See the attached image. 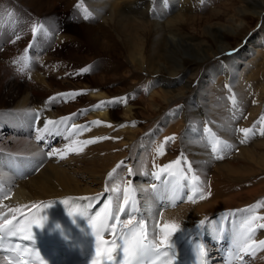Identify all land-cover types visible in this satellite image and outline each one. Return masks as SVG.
Wrapping results in <instances>:
<instances>
[{
	"label": "bare ground",
	"instance_id": "bare-ground-1",
	"mask_svg": "<svg viewBox=\"0 0 264 264\" xmlns=\"http://www.w3.org/2000/svg\"><path fill=\"white\" fill-rule=\"evenodd\" d=\"M53 1L55 0H43L42 6L46 5L47 3L51 4ZM220 1H224V0H81V2H83V6L85 7V9H81V7H78L77 12L74 13L75 16L79 17L77 19L78 24H76V27L77 29L80 28V31L76 34L74 33L71 35L69 34V37L67 36L68 34L63 35L61 34V32L60 33L52 32L54 36L53 39L57 41L58 45L59 43L63 44V42H66L68 40L72 44L71 47L69 46L68 48L69 58L70 55L72 58V59L70 58L69 60H73V59L79 61L83 60L85 63L87 62L88 59L89 60L96 59V57L99 56L97 54L100 53L104 54L105 52H109V51L111 52L113 48L117 46H121L125 51L122 58L124 59V57H126V59L129 60L128 57H130L132 60L134 59V63L136 64V66L142 68L144 66V62H147L148 65L152 67L154 65V62H156V59H159L158 56H160L163 53V55L169 56L167 60H170V62L175 61L172 67L173 71L168 72L169 74L165 78L166 79L165 85L158 84L160 80H155L154 78H151L150 80L151 84H149V86L152 85V87L148 86L149 91L151 90L150 91L151 94L149 93L150 94L149 97H151L154 100L156 95H160L161 97H163L164 101L172 102L174 98L178 95L182 100L180 106L177 107L179 110L176 111L174 109L176 113L173 114H171L173 112V111L171 112V110L170 111L164 110L160 113V117L161 119H164L163 123H165L166 125L165 132L157 133V135H153L152 137H149L148 140L147 139L144 140L143 144H141L142 148L138 146L139 149L141 148V152L138 156L135 157L132 164H129L130 162L129 163L125 162L126 158L122 156V153L117 154L111 151L114 148V146L113 147L111 146L110 143L111 140L109 139H108L109 143L100 145L101 146L100 150L98 149L95 150L96 149L95 148L94 149L95 151H93L94 153L92 155L87 154V152H86L87 156L84 152L81 153L72 152L65 159L59 161L58 156H56L55 159L46 160L43 150L41 149L40 146L37 149L36 146L37 143L33 139L32 141L26 139L24 140V138L22 137L16 138V136L14 135L9 140L10 142H14V145L8 144L6 148L3 149L10 150L8 149L10 147L16 149L18 148L16 151H13L15 153H11V154H15L18 157L21 156L23 159L40 160L42 162H46V165L39 173L32 175L29 174L30 176L28 179L16 178L11 172L4 170L0 166V178L3 181H5L7 184L12 186L13 189L15 190V194L13 198L10 200V202H12L15 205H21L26 202L35 203L41 199H47L50 197L62 196L67 194H87V195L100 194L102 190L105 189V187L102 186L104 185L105 182H106V187L108 189L112 190L117 185H120L122 189L123 187L122 181L126 182L128 180H131V178H133L132 181L133 186L135 184H138L139 187V190H137L138 193H140L141 197L144 196L149 191L148 186L152 182L150 181L151 177L150 176L146 177L144 175V172L147 171L150 173L152 171H156L153 170L152 167L155 164L163 163V161L167 158V154H166L167 151H165V154L163 156H159L156 154L155 149L159 144L164 142V138L166 137V134L170 130V127H173L175 124H177V122L174 123V120L176 118L178 119L177 120L178 122L182 121L181 123L183 128L184 127L186 128L187 139L184 140L185 141L184 146L189 149V144H190L191 149L193 148V150L197 152V148H198L197 146L204 145L206 142L203 139L202 140L196 139L194 141L189 142V136H188L189 125L191 124L202 125L208 122V119L206 118L207 115L205 114V110L207 109L206 108L207 105H209L207 103V100L211 98V96L210 94L207 95V90L209 89L211 90V88L215 87L216 85L221 87L223 90L225 89L229 90L230 92L222 97L225 100L226 98L228 99L232 98L233 96L232 97L230 96L231 92H234L236 89L239 91L238 94L240 93L241 96L247 93V91H245L247 89L245 82L246 78L250 76L252 77V75L255 76L258 73V75L262 76L260 80L262 79L264 80L263 77L264 1L261 0H243L244 7L242 6V9H240L241 13L244 15L247 14L249 11L258 14L260 18V20L258 19L259 20L258 26L255 29H252L251 31L245 32L244 29L246 24L245 20L242 19L241 20L242 23L240 25L238 24V22L236 23V21L232 20L231 22L232 24L230 25L231 32L235 34L238 33V35H242L240 42H238L236 46L231 48H226V46L224 45L219 46L218 50L220 52L217 53L216 52L217 50L216 51L214 50L212 52L214 57L212 58L206 59V56H203L204 58L203 62L205 63V65L203 66L202 70H200L202 71V75L200 79H198L199 73L194 76H190L188 74L189 71L193 70L192 64H194V61L192 62L189 61L188 55L187 56L182 55L183 51L184 53L186 51L189 52L190 55L191 53L196 54L198 51L197 47L200 46L202 50H204V45L202 44L200 45L199 42L200 40L197 41L198 39L195 37V35L191 34L188 36L185 33V29L190 25L189 21H191L193 24L201 25L203 22L206 21L209 22L210 20L218 16L220 11L217 10L215 6L217 3H220ZM228 1L232 2L234 0H228ZM205 6L210 7V9L206 8ZM231 7H233L232 3H231ZM2 8H4V6H2ZM259 8L260 11L257 12L256 9L258 10ZM40 10L41 9L39 8V10L37 9V11H33L32 14H38ZM203 11L205 12L207 11V12L205 13ZM201 13L202 15H200ZM159 16L160 18H158ZM161 25L163 26L164 30L170 32L172 35L161 33L160 31L162 27L161 28L159 27ZM212 28L213 29H211V27L208 26L206 29L209 35L211 36L212 41L214 42V37L221 39L219 38L221 35V29L218 28L217 26L216 27L214 26ZM5 29L7 30L8 28L6 27ZM237 29L239 30L237 31ZM146 33H150L151 35L149 38L150 40L147 39V41L146 40L139 41V38L145 35ZM118 38H120L121 40L119 41ZM21 44H22L20 46L21 51L18 60L17 57L9 58V56H7L8 54L9 55L12 54L16 43L14 44L10 43L11 47L7 48L4 51L6 57L9 58L8 59L9 62L5 66L7 67L6 69L15 66V61L16 63L18 61L23 62V60H21V57H23L25 53L27 54L29 50V46L32 43L28 41V43L26 42V45H24L23 43ZM60 47L62 48L63 46ZM146 48H149L148 54L145 52ZM37 51L38 52L36 55L38 56L40 61L43 62V60L45 59L47 60V58H49V56L44 53V50L43 51L37 50ZM82 51L86 53L84 57L80 56V52ZM176 52H180V56ZM203 52H205V50ZM121 54H122V50L120 49L119 56ZM103 57L106 59L108 58L107 59L108 63L111 62V68L114 69L115 67L116 68L122 67L123 62L112 63L113 61L111 59H114L112 58L113 55L109 57L103 55ZM97 59L99 60V58ZM89 60L88 62H90ZM183 60L188 62H183ZM0 61L2 62L3 60L1 59ZM20 63L21 62L17 63L18 64L17 67H19L20 69L22 67L24 69H28L27 67L26 68L24 67L25 62L22 64L23 66ZM107 69H110V65L107 66ZM29 70L32 73V77L37 82H40V84L42 85L47 84L46 74L42 69L39 68L36 71L35 69L32 68V65H30ZM149 70L152 71V68H149ZM25 73L26 72L24 70L20 71L21 75ZM53 73L54 72L52 71V74ZM0 76H2V74H0ZM205 81H208V86H206V88L204 89L202 88L200 89L199 85H201V83ZM2 82L0 81V84H2ZM153 86L154 87L159 86V87L154 88ZM14 88H16V90L18 91L13 92V90H9L5 87V89H1V93H0V95L5 93L7 94V96L13 98L12 100H9L12 105V109L10 110L11 113L13 111L16 112L21 111L24 115L22 113H18L20 114L19 116H21L23 120H25V122L26 121L32 122L30 121V119H32L31 118L32 115L34 118L35 110L41 109L42 114L40 115L39 118L41 119V128H43L47 120L56 118L55 116L57 114H55L52 111V104L51 103L49 104L50 101L46 102V99L44 98H41L42 99L41 101L39 99L35 101L33 97H30L29 88H23L21 85H16ZM88 90H89L88 97L90 98V101L88 104L84 105V107H80V109L83 108L81 112H83L82 114L83 117L85 118L82 119L73 115L75 117V121H73V123H71L70 126L67 127V131L69 129L71 131L73 130L71 135L75 137V139L76 138L79 139L82 137L85 140H89V139L101 140L103 138L101 136L107 134L110 131V129L113 127V124L111 123L112 119L115 116L119 117V115H115L114 112L116 106L122 107V111H123L122 117L127 119H133L136 114L135 109L139 108V106L130 105L129 103H127V101H125L126 99H124L122 95L102 92L101 89L100 90L88 89ZM217 90L218 89H216L215 91ZM198 92L201 94L199 95L200 97L197 94ZM248 94H252V92H249ZM159 106L160 104H158V102L156 101L154 107L157 108ZM28 111H29L28 114L25 113ZM239 111H242L240 105H234L230 107L227 114H223V116L227 118H221V120L224 121L227 120V122L229 121V123L233 122L234 120H238L239 118H241L240 117L241 113ZM5 117L6 116H1L0 114V137L5 136L6 132H8V129L5 127V125L10 127V124L5 121ZM96 121H100V123L97 124ZM235 123L236 122H234V125ZM109 124L111 125V127H108ZM67 131L64 129V132L66 133L65 134L66 137L68 134ZM121 132L125 135L123 139V143L125 145L132 143L134 144L135 142L134 135H132V133L128 134L130 132L129 125L126 127L124 125L121 128ZM116 139L118 138H115V140ZM261 142L264 145L263 140ZM80 146L83 145L81 144ZM64 147H65V142L62 143L60 142L56 145L55 148H59L63 150ZM238 147L239 146L237 145V148ZM243 148L241 149L243 150ZM199 149L203 150L202 146ZM3 151L5 152V150ZM230 153H232V151ZM11 154L10 153L4 154L0 150V160L1 158L7 157L8 155ZM242 155H244L243 157H245V159L248 160V163H246L245 165H239L241 161L239 158H237L235 160V163H231L229 165V170H234L233 173L238 172L241 169L249 171V169H252L250 163L253 166L256 165V159L254 158L252 152H250L248 149H244L242 151ZM122 161L125 163L120 168H117V165L120 164ZM260 161L261 162L264 161L263 156L260 157ZM87 164H89V167H87ZM90 165H92L91 169H90ZM80 166H84V167L80 168ZM125 166L131 167L133 169V173L137 175L136 177H138V179H135L133 175H129L127 173V168ZM114 168H117V171L110 180L108 174ZM82 171L85 172L84 175L80 174ZM246 193L250 195H254V192L252 190L247 191ZM115 196H117V193H115ZM212 198L214 199V197ZM246 198L247 196L244 195L243 197L240 198H237L236 195H227L226 197H224L221 200V202H224L226 204L230 202H237L240 205L237 208L235 206L237 211H235L234 213L231 211L232 214L227 218V220H221L219 224L215 223V221L214 222L205 221V215L203 212L205 211L206 208L214 205L212 203H209L210 196H208V198L204 200L199 199L195 201V203L191 202L189 204H183V205L180 204L177 207L166 210L162 214V217L159 218L160 223L163 224L165 222H170V221L176 222L179 223L182 226V228L188 230L192 234L201 232L202 234H206L208 236L215 233L224 234L228 231L232 238L234 232L229 230L227 226H229L230 228H237L238 226H240L241 221L247 215H249V213L245 211L246 209H250L248 207L249 205H246V203H249V201L246 200ZM116 201L117 204L120 203L119 200L116 199ZM144 209L148 216H155L159 212L156 203H154L153 201L147 202ZM200 221H204L203 226H199ZM261 234H264V229H262L260 233L259 231H257L255 238L259 239V235L261 236ZM185 239L186 238L184 233L177 234L175 238L176 244L182 243ZM209 252H210V258H209L210 264H219L218 256L213 252L212 248H210ZM3 264H6L5 261H3Z\"/></svg>",
	"mask_w": 264,
	"mask_h": 264
},
{
	"label": "rangeland",
	"instance_id": "rangeland-1",
	"mask_svg": "<svg viewBox=\"0 0 264 264\" xmlns=\"http://www.w3.org/2000/svg\"><path fill=\"white\" fill-rule=\"evenodd\" d=\"M42 2L43 0H0V60L2 59L3 60L2 62H4L2 63L0 61V74H2V76H0V81L1 82L3 81L2 84H0V93H1V89H5V87L9 90H13V92L18 91L16 90V88H14L16 85H21L23 88H29L30 97H33L35 101L38 99L41 101L42 100L41 98H44L46 99V102L50 101L49 104L50 103L52 104V111L57 115L55 116L56 117L55 119H50V120L59 121L62 119L65 122L69 115L70 116L75 115L76 117L82 119L85 118L83 117L82 114L83 112H81L83 108L80 109V107H84V105L88 104L90 101V98L88 97V93H89L88 89H95V90L101 89L102 92L122 95V97L126 99L125 101H127V103H129L130 105L139 106V108L135 109L136 114L133 119H127L122 117L123 115L122 107L116 106L114 112L115 115H119V117L115 116L112 119L111 123L113 124V127L110 129V131L107 134H104V136L101 137H108V139L111 140L110 141L111 146L112 147L114 146V148L111 151L117 154L122 153V156L126 158L125 162L126 163L130 162L129 164H132L135 157L140 154L142 148L141 144H143L144 140L146 139L148 140L149 137H152L153 135H157V133L165 132L166 125L165 123H163L164 119H161L160 113L164 110H169V111L171 110V112L173 111L171 114H173L176 113L175 110L176 111L179 110L177 107L180 106L182 100L178 95L174 98L172 102L164 101L163 97H161L160 95L155 96L154 99L155 101L151 97H149L151 94L150 93L151 90L149 91V87H152V85L149 86V84H151L150 83L151 78H154L155 80H160L158 84L165 85L166 84L165 78L168 76L169 74L168 72L173 71L172 67L175 61L170 62V60H167L169 56L163 55L162 53L160 56H158L159 59H156V62H154V65L152 67H150L147 62H144V66L142 67L143 68L142 69L136 66V64L134 63V59L132 60L128 56L127 57L129 60H127L126 57H124V59L122 58L125 51L121 46H117L113 48L111 52L109 51V52H105L104 54L102 53L97 54L99 56L96 57V59H92V60L88 59L90 62H88V60L85 63L83 60L82 61L75 59L69 60L71 58V55L69 58L68 48L69 46L71 47L72 44L68 40L66 42H63V44L59 43L58 45L57 41L53 39L54 36L52 32H59V33L61 32V34L63 35L68 34L67 35L68 37L69 34L71 35L73 33L74 34L78 33L80 31V28L77 29L76 24H78L77 19L79 17L75 16L74 13L77 12L78 7H81V9H85V7L83 6V2H81V0H55L51 4L47 3L46 5L43 6H42ZM231 3L233 4V7H231ZM243 3H244L243 0H234L232 2L228 0L220 1V3H217L215 6V8L220 11V13L218 14V16H216L209 22L206 21L207 23L203 22L201 25H199V24H193L191 21H189L190 25L185 29V33L188 36L191 34L195 35V37L198 39L197 41L200 40L199 41L200 45L201 44L204 45V50H205V52H203L204 50H202V48L199 46L197 47L198 48L197 53L194 54L190 52L191 55L189 54V52L186 51L184 53L183 51L182 55L184 56L188 55L189 61L191 62L194 61V64H192L193 70L189 71L188 73L190 76H194L199 73L198 79L201 78L202 71L200 70H202L203 66L205 65V63L203 62L204 60L203 56H206V59L212 58L214 57L212 53L214 50L215 51L217 50L216 51L217 53L220 52L218 50L219 46L224 45L226 46V48H231L236 46L237 43L240 42L242 35H238V33L235 34L231 32L230 25L232 24L231 23L232 20L236 21V23L238 22L239 25L242 23L241 21L242 19L245 20L247 24V25L245 24V28H244L245 32L251 31L252 29H255L258 26L260 20L258 14L252 11H249L245 15L241 13L240 9H242V6L244 5ZM2 6H4V8H2ZM36 8L38 10L40 8L41 10L39 11L38 14H32L33 11H37ZM206 8L210 9V7L208 6ZM256 11L259 12L260 8L258 10L256 9ZM200 15H202V13ZM158 18H160V16ZM4 23H6L7 25ZM208 26L211 27V29H213L212 27L214 26L220 28L221 35L219 38L221 39L214 37V42H213L211 36L206 30ZM6 27L8 28L7 30L5 29ZM33 27L38 28V31L36 33H33L32 31ZM159 27L160 28L162 27L160 31L161 33L172 35L170 32L164 30L162 25ZM238 30L239 29H237V31ZM150 36H151L150 33H146L145 35L139 38V41H143V40L147 41V39L150 40L149 39ZM118 39L119 41L121 40L120 38ZM28 41L32 43L31 44L32 46L31 45L29 46V50L27 54L23 53L24 55L23 54L22 55L32 56V59L34 61L30 65H32V68L35 69L36 71L39 68L44 71L47 80L46 85L40 84V82H37L32 77V73L29 70L30 66L27 67L28 69H24L26 73L22 75L20 74L21 70L19 67H17L18 64L16 63V61H15V66L10 67L9 69H6L7 67H5L6 64H8L9 62L8 59L10 57L12 58L17 57L18 60L21 51L20 48V46L22 45L21 43L26 45V42L28 43ZM10 43L13 44L16 43L17 46L15 45V48L13 49L11 55L9 54L7 55L9 56L8 58L4 54V51L7 48L11 47ZM60 46L63 47L61 48ZM120 49L122 50V54L119 56ZM148 49L149 48H146L145 50L147 54H148ZM37 50H41V51L44 50V53L48 55L49 58H47V60L46 59L43 60V62L40 61L38 56L36 55L38 52ZM176 53H178L180 56V52H176ZM85 54L86 53L83 51L80 52L81 57H84ZM103 55L107 57L113 55L112 58L114 59L110 58L113 61L112 63L123 62L122 67L120 68L115 67L114 69L111 68V62L108 63L107 60L108 58L107 59L104 58ZM97 58H99V60ZM19 62H21L20 63L21 65L24 63V61L23 62L19 61ZM183 62H188V61L183 60ZM108 65H110V69H107ZM149 68H152L153 72L150 71ZM85 69L88 70L85 71ZM52 71L54 72L53 74ZM263 77H264V71H263ZM261 78L262 76L258 75V73L255 76L252 75V77L250 76L246 78L245 82L247 89L245 91H247V93L242 96L240 93L238 94L239 91L237 89L234 92H231L230 96L231 97L233 96L236 100L235 105H240V107L242 108V111H239L241 113L240 116L241 118H239L238 120H234L231 123H229V121L227 122V120L226 121L221 120V118H227L224 117L223 114H227L230 107L234 106L231 105L233 104L232 102L233 97L230 99L226 98L225 100L224 98H222L223 96L227 95L230 91L227 89L223 90L218 85L211 88V90L210 89L207 90V95L210 94L211 96V98L207 100V103L209 105H207L206 107L207 109L205 110V114L207 115L206 118L208 119V122L202 125H195V124L189 125V135H188L189 142L194 141L196 139L205 140L206 143L204 145H201L203 150L199 149L201 146H197L198 147L197 152H195L193 148L191 149L190 144H189V149L184 146L185 144L184 140L187 139L186 128L185 127L183 128L181 123L182 121L178 122L177 121L178 119L176 118L174 120V123L177 122V124H175L173 127H170V130L166 134V137L175 136V140L173 142H169L165 145V151H167L166 152L167 158L163 161V163L155 164L152 167L153 170H158L156 167L157 165L163 166L178 158H182L181 166L183 167L185 173H187L189 177H191L193 174L199 175L201 177V182L203 184L204 190H206L205 192L206 193L209 191L211 192L209 203L214 204L211 207L206 208L205 211L203 212L205 215V221H212V222L215 221V223L219 224L221 220H227V218L232 214V212L234 213L235 211H237L236 208L240 205L239 203L230 202L226 204L224 202H221V200L227 195H236L237 198L243 197V195L247 196L246 200H248L249 203H246V205H249L248 206L249 208H252L260 201H264V161L262 162L260 161V157L261 156L264 157V145L261 142L262 140L264 142V136H261L259 134L261 130H264V122H261V119L264 118V80L263 79L260 80ZM159 86L157 87L153 86V87L158 88ZM206 86H208V81L202 82L201 85H199V88L204 89L206 88ZM216 89L218 90L215 91ZM249 92H252V94H248ZM197 94L198 96L201 95L199 92ZM53 97H58V98L53 100L51 99ZM0 98H1L0 114L1 116H6L5 121L10 124V127L5 125V127L8 129L6 135L0 137V150L4 154L7 153L11 154V153H15L13 151H16L18 148L17 149L11 147L8 148L9 147L8 146L7 148L10 150L3 149L6 148L8 144L14 145V142L9 141L11 137L15 135L16 138L22 137L24 138V140L26 139L31 141L32 138L22 135L21 133L23 132L18 129L20 121L23 120V118L19 116L20 114H18V113H22L21 111L20 112L13 111L11 113L10 110L12 109V105L9 100H12L13 98L7 96V94L5 93L0 95ZM156 101L158 102V104H160V106L157 108L154 107ZM215 101L218 104H216ZM76 111L78 112V115L76 113H72ZM25 113L28 114L29 111ZM31 118L32 119H30V121L33 120V115ZM234 122H236L235 125ZM124 125L125 127L129 125L130 132L128 134L132 133V135H134L135 145L133 143L125 145L123 143V139L125 135L121 132V128ZM67 127H64L66 131H67ZM242 128H252L254 130L253 131L254 133L253 132L250 133L249 136L245 138L244 134L240 132V129ZM209 129H211V132L208 131ZM72 131L70 129L67 131V133L70 134V135L67 134V137L65 136L66 133L64 132V137L61 143L65 142V145L67 143L73 144L74 147L80 146L81 144L79 143V141L82 142V140L85 139L82 137L79 139L77 138L75 139V137L71 135ZM221 131L223 134L221 133ZM113 132H115L116 135ZM213 133L215 134V137H213L212 135ZM218 137L220 138V141L222 140V142H228V144H231V147L226 150L222 148L223 145L221 144L220 145L221 152L214 153L212 152V143L214 138L219 140ZM115 138L118 139L115 140ZM108 139H101V140L98 139L96 143L85 146L83 152L85 154L87 152V154L92 155L94 153L93 151L97 149L100 150L101 148L100 145L109 143ZM241 141L244 142L242 143ZM237 145L239 146L238 148ZM36 146L38 149L40 145L37 143ZM138 146L141 148L139 149ZM241 148H243V150L248 149L250 152H252L254 158L256 159V165L253 166L250 163L252 169H249V171L241 169L238 172L233 173L234 170H229V165L231 163H235V160L237 158H239L241 161L239 165H245L246 163H248V160H246L245 157H243L244 155H242L243 150ZM3 150H5V152ZM231 151L232 153H230ZM217 155H223V159H217L216 158ZM195 158L197 161L195 160ZM185 161L192 163V168H193L192 172H188L187 163ZM81 167L84 166H80V168ZM87 167H89V164H87ZM91 168L92 165H90V169ZM80 174L84 175L85 172L82 171ZM132 175L135 177V179H138L135 173H133ZM163 179H167V173L162 175L161 180ZM152 183L154 182H151L149 185L151 186ZM185 183L187 184V181H185ZM102 186L107 188L106 182ZM134 187H137V190H139L138 184H135ZM186 189L189 191L188 195H193L191 191V187H186ZM250 190L254 192V195H250L246 193L247 191ZM136 195L138 201L139 200L141 201L143 207H145L147 202L153 201L149 191L142 197L140 193H138V191L136 192ZM211 196L214 197V199ZM196 197L193 196V199L195 201L199 200V193H197ZM184 200L186 201L183 204H189L192 202L187 200V197H185ZM153 202L156 203L155 201ZM257 209H256L257 212L256 215L264 216V211H263L264 207ZM239 227L240 226H238L237 228H230V229L228 228V229L234 232L238 230ZM261 230L262 229H258L257 231H259L260 233ZM261 239H264V234H261V236L259 235V239L256 238L257 241ZM249 264H264V250H260V252L258 251L256 255L252 257V260Z\"/></svg>",
	"mask_w": 264,
	"mask_h": 264
},
{
	"label": "snow or ice",
	"instance_id": "snow-or-ice-1",
	"mask_svg": "<svg viewBox=\"0 0 264 264\" xmlns=\"http://www.w3.org/2000/svg\"><path fill=\"white\" fill-rule=\"evenodd\" d=\"M32 31L36 33L38 28L33 27ZM29 59L28 55L21 57V60L25 62L24 67L28 66ZM20 70L23 71L24 68L22 67ZM87 70L85 69V71ZM57 98L53 97L51 99L55 100ZM232 102L233 105L236 104L234 97ZM37 119H39L38 116ZM261 122H264V118L261 119ZM63 123V120H47L43 128L37 129L38 135L36 139L38 141L44 140L46 134L48 137L63 135L59 130V125ZM96 123L99 124L100 121H96ZM108 127H111V125L109 124ZM208 131L211 132V129ZM240 132L247 138L253 132V129L242 128ZM259 134L264 136V130H261ZM212 135L215 137L214 133ZM102 139H108V137H103ZM174 140L175 136L166 137L164 142L156 147V154L163 156L165 154V145ZM96 142V139H89L79 143L87 146ZM241 142L243 143L244 141ZM221 144L223 149L231 147L227 142L214 138L212 152L220 153ZM83 146L74 147L73 144H66L63 150L52 148L47 152V156H58L59 159H65L72 152H83ZM216 158L223 159V155H217ZM185 162L187 163L188 172H192V163ZM123 164L124 162L122 161L117 165V168H120ZM181 165L182 158H178L163 166L157 165L158 170L150 173L146 171L144 175L146 177L150 176L154 181H161L162 175L167 173V179L161 181V183L165 191L170 188L173 202L179 197L185 187H191L193 193V195L187 196V200L195 203L193 196L196 193H199L200 200L207 199L211 192H205L201 177L195 174L189 177ZM125 167L127 168V173L132 175L133 169ZM117 168H114L108 174L110 180L116 173ZM185 181H187V184ZM122 184V189L120 185H117L111 190L117 193L116 199L120 203L114 206V198L109 195L103 209L94 215L89 212V208L98 197H68L60 201L64 206H69V202L74 201L69 207L71 212H77L79 216L87 218L90 234L94 237V247L89 264H161V256L165 258L162 264H177L178 251L175 238L179 233H184L185 238L193 245L195 264H206L208 253L202 242L196 240L194 235L182 228L179 223L170 221L161 224L159 217L162 216V212L157 213L155 216L146 217L140 210L136 196L137 188L133 186L132 180L122 181ZM151 188L156 190L157 185L153 183ZM0 191H2V188H0ZM105 191H109V189L106 188ZM121 191L122 196L119 195ZM79 201H87V203L81 204ZM53 203L55 202L50 201L47 204L41 202L40 204L31 205L30 215L24 212L25 208H29L28 205L10 208L8 211L13 213L10 219H5L4 214L0 213V249L5 248V240L7 238L16 237L17 235H22L25 241L34 242L33 227L36 226L42 229L48 219L46 215H41L42 208L48 209L52 207ZM261 207H264V201H260L252 208L245 210L249 215L241 221L239 229L234 231L232 235V250L229 252L230 264L231 261L244 264L246 256L254 257L258 251L264 250V239L257 241L255 238L257 230L264 229V222H261L264 221V216L256 215V209ZM17 214L20 215L21 219H17ZM122 215L124 216L123 219L121 218ZM203 224L204 221L199 222V226H203ZM106 234L110 235L111 239H106ZM17 249L18 246H9L8 250L19 255ZM4 260H8V257H0V264H3ZM9 264H12L10 260Z\"/></svg>",
	"mask_w": 264,
	"mask_h": 264
},
{
	"label": "clouds",
	"instance_id": "clouds-1",
	"mask_svg": "<svg viewBox=\"0 0 264 264\" xmlns=\"http://www.w3.org/2000/svg\"><path fill=\"white\" fill-rule=\"evenodd\" d=\"M66 211H67V215H68L69 218L72 220V223H73V224H76V217L79 215V213H77V212H71L70 209H66ZM46 221H47V220H46ZM46 221H45V223H46ZM45 223H44V225H45ZM57 227L59 228L60 226L57 225Z\"/></svg>",
	"mask_w": 264,
	"mask_h": 264
}]
</instances>
